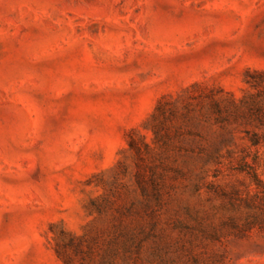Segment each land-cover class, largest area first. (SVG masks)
Instances as JSON below:
<instances>
[{
  "label": "rangeland",
  "instance_id": "374dc122",
  "mask_svg": "<svg viewBox=\"0 0 264 264\" xmlns=\"http://www.w3.org/2000/svg\"><path fill=\"white\" fill-rule=\"evenodd\" d=\"M0 264H264V0H0Z\"/></svg>",
  "mask_w": 264,
  "mask_h": 264
}]
</instances>
